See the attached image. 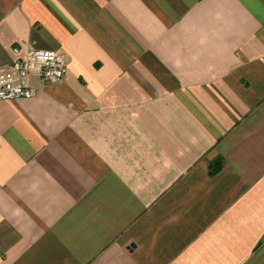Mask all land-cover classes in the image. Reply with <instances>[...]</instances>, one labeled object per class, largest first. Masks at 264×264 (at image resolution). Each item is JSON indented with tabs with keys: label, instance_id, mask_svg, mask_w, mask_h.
<instances>
[{
	"label": "crops",
	"instance_id": "0c3cea01",
	"mask_svg": "<svg viewBox=\"0 0 264 264\" xmlns=\"http://www.w3.org/2000/svg\"><path fill=\"white\" fill-rule=\"evenodd\" d=\"M14 47L66 72L0 100V264H264V0H0Z\"/></svg>",
	"mask_w": 264,
	"mask_h": 264
},
{
	"label": "built area",
	"instance_id": "2783aa9c",
	"mask_svg": "<svg viewBox=\"0 0 264 264\" xmlns=\"http://www.w3.org/2000/svg\"><path fill=\"white\" fill-rule=\"evenodd\" d=\"M15 59L0 69V100L32 97L37 88L32 78L43 83L62 81L66 72V58L62 52L51 49L13 48Z\"/></svg>",
	"mask_w": 264,
	"mask_h": 264
},
{
	"label": "trees",
	"instance_id": "16d2710c",
	"mask_svg": "<svg viewBox=\"0 0 264 264\" xmlns=\"http://www.w3.org/2000/svg\"><path fill=\"white\" fill-rule=\"evenodd\" d=\"M216 168L212 169V172L215 170Z\"/></svg>",
	"mask_w": 264,
	"mask_h": 264
}]
</instances>
